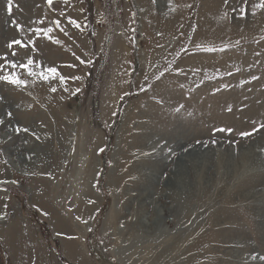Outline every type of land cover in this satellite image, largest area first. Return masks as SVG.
I'll use <instances>...</instances> for the list:
<instances>
[{
	"label": "rangeland",
	"instance_id": "rangeland-1",
	"mask_svg": "<svg viewBox=\"0 0 264 264\" xmlns=\"http://www.w3.org/2000/svg\"><path fill=\"white\" fill-rule=\"evenodd\" d=\"M261 4L0 0V264H264Z\"/></svg>",
	"mask_w": 264,
	"mask_h": 264
},
{
	"label": "snow or ice",
	"instance_id": "snow-or-ice-1",
	"mask_svg": "<svg viewBox=\"0 0 264 264\" xmlns=\"http://www.w3.org/2000/svg\"><path fill=\"white\" fill-rule=\"evenodd\" d=\"M52 0H49V3L51 4ZM8 3H9V11H11V4H12V0H8ZM261 7H264V4H261L260 5ZM69 23L79 27V25L76 23V21L72 20L71 18H69ZM57 26H59V22H57ZM48 31H52V29H48ZM15 43V44H19L20 41H13V42H10V44L8 45L9 47H12V44ZM33 63L32 60H29L28 61V64L31 65ZM48 75H45L44 73H40V76L42 79H45L47 80L50 76H59V73L56 72V69L55 68H51V69H48ZM29 74L30 75H33V73L31 71H29ZM59 79L60 81L63 83L64 81V77L63 76H59ZM0 80H5L9 83H12V84H15L17 86L19 85H23L25 82L14 77V76H11V75H6V76H0ZM53 91H55V89H52ZM78 91V90H77Z\"/></svg>",
	"mask_w": 264,
	"mask_h": 264
},
{
	"label": "bare ground",
	"instance_id": "bare-ground-1",
	"mask_svg": "<svg viewBox=\"0 0 264 264\" xmlns=\"http://www.w3.org/2000/svg\"><path fill=\"white\" fill-rule=\"evenodd\" d=\"M142 1V0H141ZM147 13H151V10L148 9ZM9 134V133H8ZM186 160V159H185Z\"/></svg>",
	"mask_w": 264,
	"mask_h": 264
}]
</instances>
